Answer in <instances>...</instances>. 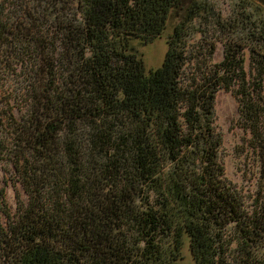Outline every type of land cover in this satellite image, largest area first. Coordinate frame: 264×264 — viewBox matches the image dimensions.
<instances>
[{
	"label": "trees",
	"instance_id": "1",
	"mask_svg": "<svg viewBox=\"0 0 264 264\" xmlns=\"http://www.w3.org/2000/svg\"><path fill=\"white\" fill-rule=\"evenodd\" d=\"M34 1L0 16L3 64L25 83L4 107L28 196L12 213L0 192V262L182 264L188 247L195 264H264V20L247 4L204 28L214 9L198 0ZM174 12L164 62L148 70L136 44ZM222 91L258 145L250 204L220 161Z\"/></svg>",
	"mask_w": 264,
	"mask_h": 264
},
{
	"label": "rangeland",
	"instance_id": "2",
	"mask_svg": "<svg viewBox=\"0 0 264 264\" xmlns=\"http://www.w3.org/2000/svg\"><path fill=\"white\" fill-rule=\"evenodd\" d=\"M15 0H0V16L12 15L14 10L13 2ZM25 1L31 6L34 5V0H19ZM205 2L214 10L205 17H209L205 23L204 28L209 26V23L221 19H226L229 16H237L239 10L245 7L250 8L253 16L257 19L264 20V0H198ZM17 9V7H15ZM18 10V9H17ZM169 21L167 31L163 36L150 42L149 44H136L139 55L143 56L148 70L156 69L162 65L168 50V40L173 32V27L181 20L183 13L174 12ZM211 17V18H210ZM208 22V23H207ZM247 33L245 30L244 35ZM201 36V35H200ZM237 37L240 34L236 35ZM226 38L224 39L225 42ZM194 42L200 41L199 35L193 38ZM5 44H0V78L3 80V85L0 90V192L5 193V199L8 203L10 212L15 213L18 210L20 202H26L28 196L26 195L22 182L19 176L21 175L20 168L17 163L11 160L9 150H13V120L9 113H5L4 102L9 93L19 94L14 90L21 92L24 82L16 84L15 76L12 75V70L19 72L20 65L13 64L11 68L4 66L5 60L2 51ZM248 57V52H246ZM223 58V42L217 43V51L214 56V61H220ZM4 63V64H3ZM4 90H8L7 93ZM11 97V96H10ZM11 101V99H10ZM18 102V101H17ZM12 102V112L21 121L22 106ZM241 105L236 97L227 91L219 93L216 102V116L215 125L217 132L222 136V146L220 148V161L223 163L226 177L232 185L238 189L243 195L248 204L252 203V199L257 194L261 187L260 170L261 161L259 153L257 152V141L253 138L251 133L244 128V120L240 111ZM256 148V149H255ZM21 165V163L19 164ZM1 206V203H0ZM1 214V213H0ZM1 220L4 216L1 214ZM184 259L182 264H195V261L188 249L183 251ZM0 264H2L0 262Z\"/></svg>",
	"mask_w": 264,
	"mask_h": 264
}]
</instances>
